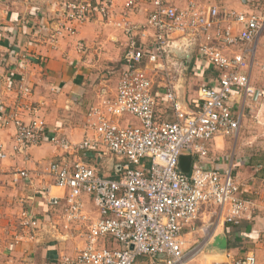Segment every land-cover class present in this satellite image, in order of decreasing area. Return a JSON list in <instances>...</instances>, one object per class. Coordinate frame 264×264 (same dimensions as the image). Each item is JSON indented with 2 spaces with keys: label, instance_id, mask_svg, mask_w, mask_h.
I'll list each match as a JSON object with an SVG mask.
<instances>
[{
  "label": "built area",
  "instance_id": "built-area-1",
  "mask_svg": "<svg viewBox=\"0 0 264 264\" xmlns=\"http://www.w3.org/2000/svg\"><path fill=\"white\" fill-rule=\"evenodd\" d=\"M149 1L152 7L144 24L123 22L129 43L115 94L108 96L103 91L101 102L90 108L80 142L50 134L38 116L26 120L24 113L37 111L28 102L30 87H13L11 78L4 87L17 91L12 105L0 100L3 124L15 128L14 151L24 154L29 147L45 141L72 157L35 170L18 169L13 176L14 183L24 179L33 189L29 199L39 196L52 211L44 214L22 208L17 242L65 240L70 225L78 226L84 246L73 254L61 253L59 264H134L140 255H161L164 264H190L202 248L187 251L183 230L198 219L202 206L216 205L225 222L232 224L252 219L256 211L264 209V199L259 203L241 195L240 184L233 180L229 169L205 168L195 161L208 154V141L237 134L240 129L241 118L232 114L227 101L234 88H241L247 95L256 90L247 68L264 27L263 16L205 6L194 0L184 6L169 0ZM114 2H66L54 32L39 35L36 41L57 43L64 32L74 35L79 24L108 21L114 13ZM136 2L126 0V8ZM233 23L242 25V29L234 33ZM149 35L153 40L144 42ZM136 36L145 39L138 43ZM234 45L239 49L227 53ZM76 47L80 53H88L83 40H78ZM195 49L223 72L216 87L198 89V107L190 109L181 103L184 68L179 56ZM260 67L264 72V62ZM155 88L165 90V99L175 109L173 121L157 119L159 96ZM128 114L137 121L131 123ZM88 151L97 153L98 159H117L118 177L101 175L97 166L82 160ZM188 154L193 160L186 173L179 162ZM53 187L63 191L64 196L53 195ZM85 195L93 197L99 213L96 219L84 208ZM256 263L252 252L226 262Z\"/></svg>",
  "mask_w": 264,
  "mask_h": 264
},
{
  "label": "crops",
  "instance_id": "crops-1",
  "mask_svg": "<svg viewBox=\"0 0 264 264\" xmlns=\"http://www.w3.org/2000/svg\"><path fill=\"white\" fill-rule=\"evenodd\" d=\"M68 1L74 0H0V100L6 105L17 100V91L4 88L9 78L13 87L21 84L30 87L28 102L37 111L24 113L26 120L38 116L45 121L50 134L64 135L77 143L82 140L88 125L90 108L101 102L103 91L108 96L115 94L129 43L123 22L144 24L152 4L149 0H137L132 8H126V0H115L114 13L108 21L79 24L74 35L64 32L58 36L57 43L36 41L37 36L54 32L60 9ZM169 1L184 6L189 0ZM194 1L205 6L256 13L264 18V0ZM242 27L232 24L234 33ZM136 39L141 43L145 38L136 36ZM78 40H83L88 47L86 55L78 51ZM152 40V35H149L144 42ZM255 44L254 57L247 70L256 90L247 95L241 88H234L227 101L232 114L241 118L238 133L208 141V154L202 159L195 158V161L205 168L229 169L233 180L240 184L241 195L261 203L264 199V138L256 135L254 127L258 126L257 123L264 124V72L260 67L264 62V27ZM238 49V45L230 46L227 53ZM190 53L189 59L179 56L184 68L181 103L186 108L197 109L198 89L201 86L216 87L223 70L211 64L197 49ZM156 94L159 96L157 119L173 121L175 109L165 99V90L156 89ZM14 133L13 125L3 124L0 106V264H59L61 253L73 254L84 246L78 226L70 225L65 240L44 238L17 242L22 208L44 214L52 211L39 196L29 199L34 194L33 189L24 179L14 183L13 176L18 169L35 170L51 161L72 157L45 141L29 147L24 154L16 152L13 148ZM97 156V153L88 151L81 158L97 166L101 175L117 178L119 161L113 157L98 159ZM51 192L55 196H64V192L56 187ZM84 208L92 218L98 217L91 195L84 196ZM220 234H226L228 238L225 253L213 246L215 237ZM183 239L187 251L197 246L202 248L190 264H226L232 258L251 252L256 255V264H264V209L256 211L252 219L232 224L225 222L216 205L202 206L198 219L184 228ZM138 258L134 264H164L160 261L163 259L161 255H143L139 261Z\"/></svg>",
  "mask_w": 264,
  "mask_h": 264
},
{
  "label": "water",
  "instance_id": "water-1",
  "mask_svg": "<svg viewBox=\"0 0 264 264\" xmlns=\"http://www.w3.org/2000/svg\"><path fill=\"white\" fill-rule=\"evenodd\" d=\"M181 55L184 58L189 59L192 54L190 52H186V53H183ZM192 160L193 159H192L191 154L181 156L180 162H179L180 169L183 172L188 173L190 171V168H191ZM213 246L215 248H217L220 252L225 253L228 249V238H227L226 234H220V235L216 236L214 239Z\"/></svg>",
  "mask_w": 264,
  "mask_h": 264
},
{
  "label": "rangeland",
  "instance_id": "rangeland-1",
  "mask_svg": "<svg viewBox=\"0 0 264 264\" xmlns=\"http://www.w3.org/2000/svg\"><path fill=\"white\" fill-rule=\"evenodd\" d=\"M261 108H262V106H261ZM127 119H129L130 120V122L132 123V122H134V121H137L135 118H134V116H132V115H130V114H128L127 115ZM263 121V120H262ZM257 127H254L255 128V130H257L256 132V135H258V136H261V138H264V136L262 135V133L264 132L263 130V127H264V124H262V123H257ZM261 127H262V130H260L261 129ZM263 136V137H262ZM260 138V137H259ZM187 250V249H186ZM141 258H143V255H140L139 256V258H138V261H139V259H141Z\"/></svg>",
  "mask_w": 264,
  "mask_h": 264
}]
</instances>
